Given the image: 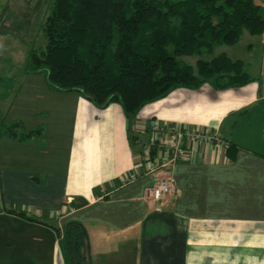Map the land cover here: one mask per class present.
Returning <instances> with one entry per match:
<instances>
[{
	"label": "crops",
	"instance_id": "crops-1",
	"mask_svg": "<svg viewBox=\"0 0 264 264\" xmlns=\"http://www.w3.org/2000/svg\"><path fill=\"white\" fill-rule=\"evenodd\" d=\"M262 42L256 59L218 53L242 60L249 83L177 87L133 118L52 90L43 74L21 77L0 115L41 132L0 137V264H64L57 228L72 220L88 231L92 264H264ZM153 122L217 140L184 138L181 158L157 166L169 136ZM162 175L173 191L156 203Z\"/></svg>",
	"mask_w": 264,
	"mask_h": 264
},
{
	"label": "trees",
	"instance_id": "trees-1",
	"mask_svg": "<svg viewBox=\"0 0 264 264\" xmlns=\"http://www.w3.org/2000/svg\"><path fill=\"white\" fill-rule=\"evenodd\" d=\"M41 4L37 0L31 9ZM21 16L31 20L33 14ZM17 21L2 14L0 35L25 34V21ZM42 30L44 49H28L21 77L43 74L52 90L76 91L100 108L117 102L133 118L177 87L209 82L224 89L252 81L244 62L226 53L199 58L195 67L183 57L234 45L244 30L264 33V12L255 0H52ZM39 132H28L20 121L5 124L0 115V137L26 140ZM57 229L64 264H92L84 224L72 220Z\"/></svg>",
	"mask_w": 264,
	"mask_h": 264
},
{
	"label": "rangeland",
	"instance_id": "rangeland-1",
	"mask_svg": "<svg viewBox=\"0 0 264 264\" xmlns=\"http://www.w3.org/2000/svg\"><path fill=\"white\" fill-rule=\"evenodd\" d=\"M37 0H33V5ZM256 3L262 6L264 12V0H255ZM32 4V3H31ZM33 5L28 6V1L26 0H0V17L2 14H10L16 19L20 24L24 20L22 28L23 33L17 36L15 33H8V35H0V62H1V78H0V105L5 108L12 94L16 91L17 85L20 82L21 76L23 74L24 59L27 56L28 49L33 46L38 52L44 49L46 42L44 32L42 30V23L44 22L46 16L50 14V9L52 5V0H42L41 6L37 10V7L31 9ZM30 7L33 12L28 10ZM32 13L33 16L31 20H25L21 14ZM21 33V28L18 30ZM22 36V37H21ZM24 38V40H23ZM264 38V33L259 35H252L247 30H244L238 42L234 45H221L214 49L210 55L199 56H185L183 60L187 63L196 66V61L199 58L211 59L213 56L221 51L227 52L230 56L235 58L245 59L249 56L250 50L254 49L252 59L257 58L258 48L260 47L262 39ZM10 47L8 49H2L3 46ZM228 55V56H229ZM229 56V57H230ZM7 92V98L3 99V94Z\"/></svg>",
	"mask_w": 264,
	"mask_h": 264
},
{
	"label": "built area",
	"instance_id": "built-area-1",
	"mask_svg": "<svg viewBox=\"0 0 264 264\" xmlns=\"http://www.w3.org/2000/svg\"><path fill=\"white\" fill-rule=\"evenodd\" d=\"M152 129L157 133L166 134L169 136V141H165L163 146L165 155L156 162V165L167 164L166 162H176L184 154L185 149L183 145V139H195L211 142L217 140L214 135L207 132L195 130H182L177 126L165 125L159 123H152ZM173 191V183L169 175H162L157 177L154 184L150 188L151 200L156 203H161L163 200L168 198Z\"/></svg>",
	"mask_w": 264,
	"mask_h": 264
}]
</instances>
